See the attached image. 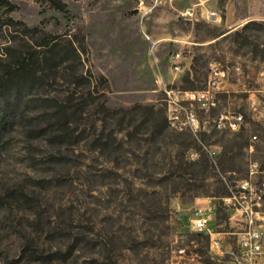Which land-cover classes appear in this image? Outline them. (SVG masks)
I'll return each mask as SVG.
<instances>
[{"label":"rangeland","instance_id":"rangeland-1","mask_svg":"<svg viewBox=\"0 0 264 264\" xmlns=\"http://www.w3.org/2000/svg\"><path fill=\"white\" fill-rule=\"evenodd\" d=\"M9 1L15 8L0 10V68L7 49L43 36L49 44L40 50L72 60L49 71L43 87L22 91L27 102L1 139L0 264H13L31 239L46 251L72 245L68 264H203L193 251L199 243L188 240L198 205L212 208L215 228L234 246L246 223L223 201L218 171L235 184L255 164L264 210V28L209 40L264 21V0H63L65 11L41 0ZM196 1L203 10L190 24L182 13ZM176 51L186 56L177 72ZM214 66L227 77L213 106L194 105L203 130L170 127L165 89L201 88ZM89 90L95 100L85 104ZM59 106L65 131L46 125ZM222 113L243 120L234 130L217 127ZM202 145L215 152V164Z\"/></svg>","mask_w":264,"mask_h":264},{"label":"built area","instance_id":"built-area-1","mask_svg":"<svg viewBox=\"0 0 264 264\" xmlns=\"http://www.w3.org/2000/svg\"><path fill=\"white\" fill-rule=\"evenodd\" d=\"M191 14L190 9L183 12V15ZM181 52L176 51L171 55L173 69H180ZM235 70L238 72L239 67ZM227 77L224 68L214 66L210 69L205 85L197 89H165L169 105L168 125L174 128H189L194 134L200 128V120L197 109L208 110L217 99V93L222 82ZM185 102H188L186 104ZM197 108H195L194 107ZM243 116L241 114H220L215 123L217 127L236 129ZM206 148V147H205ZM208 155L215 164V152L206 148ZM196 155L195 152L191 153ZM257 173L255 164H251L248 176L230 183L229 173L218 171L219 178L227 188V195L222 197L227 206L243 214L246 227L237 235L236 244L227 246L222 238L221 231L215 228L214 212L210 206L198 205L192 212V226L195 232L207 237L208 252L213 258L228 257L232 264H256L264 253V229L262 221L264 210H261L260 195L258 187L253 184L252 178ZM264 194V193H262Z\"/></svg>","mask_w":264,"mask_h":264},{"label":"trees","instance_id":"trees-1","mask_svg":"<svg viewBox=\"0 0 264 264\" xmlns=\"http://www.w3.org/2000/svg\"><path fill=\"white\" fill-rule=\"evenodd\" d=\"M47 2L52 8L58 11H65V3L63 0H41ZM5 8L6 11H10L15 6L9 0H0V10ZM6 22L17 23L22 25L25 30L34 31L35 27L29 28L22 21H14L12 18L7 17ZM257 26L258 28H264V21L248 20L242 24L239 29L229 30L222 37L227 38L232 35H236L241 38H248L246 34L247 30L251 26ZM217 42V40H215ZM214 41V42H215ZM48 38L43 36L41 43L30 45L28 48H10L6 52V60L3 62L0 68V142L4 134L11 129L14 119L20 114V104L27 102L23 97V90L32 89L35 87H43L47 78H49V71L55 69L60 64L69 65L72 57L69 54L64 53H52L49 51L40 50V48L48 46ZM72 50L75 52V56H79L76 51V47L69 43ZM212 44V43H211ZM85 76L89 85H93V77L90 73ZM82 76V75H81ZM95 79V78H94ZM100 83L107 82L106 78L99 77ZM96 84V83H95ZM93 88H96L93 85ZM89 99L85 104L93 102L95 99L92 97V92L89 90ZM58 113L55 116L47 118V124H53L56 130H68L69 122L67 115L65 116L62 108L58 107ZM166 129L165 120L161 121L158 132L162 133ZM239 135V133H236ZM70 137V134H68ZM102 140V139H99ZM104 144V143H102ZM202 149L205 147L202 145ZM207 153V152H206ZM208 154V153H207ZM208 157V156H207ZM189 242L195 240L199 243L198 247L193 249L195 254L199 256V260L203 264H215L210 259L207 251V237L201 233H191L188 237ZM190 245V243H188ZM191 246V245H190ZM73 246L69 245L66 249L61 247H54L50 250H45L44 247L39 245L33 239L24 244L22 250L18 254L13 264H22L23 261H27V264H68V258L73 252ZM1 262V261H0Z\"/></svg>","mask_w":264,"mask_h":264},{"label":"crops","instance_id":"crops-1","mask_svg":"<svg viewBox=\"0 0 264 264\" xmlns=\"http://www.w3.org/2000/svg\"><path fill=\"white\" fill-rule=\"evenodd\" d=\"M203 3L201 2V1H196V2H194L193 3V5H192V7H190V8H188V9H190V11H191V14H188V15H183V13H182V15L183 16H185V17H187L189 20H191V22H190V24H193V21H192V18H194V20H198V18H197V15H196V11H197V9L198 8H200V9H202L203 10V5H202ZM188 9H186V10H188ZM185 10V11H186ZM208 16V15H207ZM207 19H205V22H208L209 23V19H208V17H206ZM219 20H220V17L219 16H217L214 20H213V22H219ZM207 24V23H206ZM209 26V25H208ZM229 30H227V31H222V32H228ZM222 32H219V33H217L216 35H214L210 40H209V43L211 42V41H215V40H217V39H219L220 37H222L225 33H223V34H221ZM194 43H197V44H203V43H200V42H194ZM181 52V51H180ZM185 60H186V56H184L183 54H182V52H181V59H180V71H182L184 68H185ZM178 70V71H179ZM177 72V71H176ZM224 82V81H223ZM222 82V83H223ZM203 111V110H202ZM197 113H198V111H197ZM198 117H199V115H198ZM199 120H201L200 119V117H199ZM201 130H203V124H202V122H200V128H199V130L198 131H201Z\"/></svg>","mask_w":264,"mask_h":264}]
</instances>
